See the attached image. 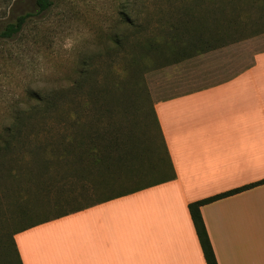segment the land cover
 Listing matches in <instances>:
<instances>
[{
  "label": "rangeland",
  "instance_id": "1",
  "mask_svg": "<svg viewBox=\"0 0 264 264\" xmlns=\"http://www.w3.org/2000/svg\"><path fill=\"white\" fill-rule=\"evenodd\" d=\"M180 3L183 1L52 0L49 9L34 13L12 37L0 38V121L6 120L13 104L20 108L27 106V88L43 89L51 93L52 88L66 90L65 88L72 87L77 73L84 68V57L88 55H94L91 67L94 79L85 86L91 85L100 89L114 81L121 87L105 103L110 109L109 112L101 115L88 112L80 117L82 124L78 137L65 146L70 154L64 160H55V165L47 169L40 159L42 155L49 154L38 153L33 159L35 163L31 162L28 168L22 166L19 177L14 180H1L0 264H16L13 250L8 246L13 229L26 222L21 221L17 214L20 196L24 194V190L30 192L31 197H40V201L45 198L46 193L53 200L65 197V201L62 200L64 204L59 205L58 209L67 210L75 203H69L70 199L83 201L95 194L112 195L143 181L144 158L153 156L146 149L149 146L152 151L158 140L157 136L155 138L156 127L151 114L149 115L154 99L168 97L230 76L232 71L250 64L255 52L264 50L263 8L254 6L251 0H238L223 8L218 21L213 16V6L208 3L204 8L207 12L201 20L207 23L210 31L217 28L219 22H223V28L221 34L209 35L208 32L205 38L218 46L193 58L163 67L145 59L146 68L140 73L137 67L128 66L127 70H123L127 61L122 58L121 51L111 48L107 31V28H112L117 23L118 10L124 6L122 10L136 21L146 22L147 25L149 23L147 32H150L152 22L159 15L160 9L174 8ZM28 11H36L34 0H0V28L16 14ZM106 46L109 48H105ZM80 89L60 93L57 101L64 102L63 107L66 108L67 101L84 99V82ZM64 111L47 114V118L40 116L37 120L46 118L52 125L58 122L61 125L66 119L75 118L74 114L67 115L66 109ZM96 129L103 132V138H98L99 141L104 143L115 139L122 141L124 148L120 157L116 156L117 152H112L108 158L102 160L103 163L96 166L91 164L84 153V160L88 162L84 163V167H90L84 173L86 168L83 170L79 160L76 161L75 151L80 145L79 141L84 142V145L88 143V134ZM108 131H111L109 135ZM57 133L59 132L56 131L55 136L51 137L54 143L57 142L55 137L60 134ZM45 134L48 133H37L39 136ZM104 134L107 137L104 138ZM64 142L66 141L59 142L63 144L57 143V147L53 148L55 154L64 146ZM71 167H75L77 173L71 171ZM32 171L35 172L34 180L26 181V175ZM88 177L95 180L99 188L84 197L81 185L86 183ZM107 182L112 184L106 186ZM72 189L80 192L73 195Z\"/></svg>",
  "mask_w": 264,
  "mask_h": 264
},
{
  "label": "crops",
  "instance_id": "2",
  "mask_svg": "<svg viewBox=\"0 0 264 264\" xmlns=\"http://www.w3.org/2000/svg\"><path fill=\"white\" fill-rule=\"evenodd\" d=\"M230 76L153 108L172 179L13 235L22 264H206L188 203L217 264H264V50ZM250 185V186H248Z\"/></svg>",
  "mask_w": 264,
  "mask_h": 264
},
{
  "label": "trees",
  "instance_id": "3",
  "mask_svg": "<svg viewBox=\"0 0 264 264\" xmlns=\"http://www.w3.org/2000/svg\"><path fill=\"white\" fill-rule=\"evenodd\" d=\"M182 1L183 3H180L177 7L167 10L160 9V11H158L160 12L159 15H156V21L154 20L155 23L152 22L153 24L150 27V32H147L149 23L147 25L146 22L136 21L135 18L122 10L124 6L118 10L117 23L112 27L113 29L111 27L107 28V31L110 36L109 43L112 45L111 48H113L114 51H121L122 58L127 61V66L125 65L123 70H127L128 66L137 67L138 73H140L146 68L145 59L151 63L156 62V64H160L159 67H163L188 58H193L204 51L218 46V44L213 45L208 41L205 38V34H208V32L209 35H214V33L221 34L223 22H219L220 27H218L219 23H217V28L210 31V27L207 23L201 20V17L207 12V9L204 8L206 4L211 3L213 6V16L216 20L220 21L219 17L222 16L223 8L227 5L236 3L238 0ZM34 2L36 11L16 14L0 28V38L12 37L23 28L26 21H28L34 13L47 10L52 4V0H34ZM251 2L254 6L264 9V0H251ZM194 9L197 11H192ZM262 17H264V14ZM105 48L109 47L106 46ZM92 58H94V55L84 57V68L77 73L72 87H67L65 88L66 90L52 88L51 93L43 89L35 90L33 88H27L26 93L27 99L29 100L27 106L20 108L13 104L10 109L11 113L6 120L0 121V185L2 184L1 180H14L19 177L22 166H27L28 168L31 162L35 163L36 161L33 160L35 154H49L42 155L43 157L40 159V161L43 162V166L47 169L55 165V160H64L70 154L69 149H66L65 146L72 143L73 140L75 141L76 137H78V130L82 124L80 117L88 112L93 113V115H101L105 112H109L110 109L105 103L107 104L112 99L113 93L118 92L121 87L115 84L114 81H112L110 85H104V87L100 89L91 85L85 86L86 83L89 84V81L94 79V72L91 70ZM83 82L84 99L80 101H67L68 104L66 108H64V102L57 101V95L60 93H70L71 90H79ZM65 109L67 115L74 114L75 118L71 120L66 119L61 122V125L60 122L56 125H52L45 120L47 118L46 116H48L47 114H52L60 110L64 111ZM150 114L153 124L156 127L155 138L157 136L158 140L157 142L155 141L156 143L154 142L155 144L152 147V151L149 146L146 149L150 156L153 154V156H151L153 160L150 157L144 158L143 167L145 176L143 181L136 182L131 185V187H126L124 191L112 195L96 196L95 194L83 199V201H78L77 198L70 199L69 203L72 201L75 203L71 209L67 210L58 209V207H60L59 205L63 203L62 200L65 201V197L53 200L49 193H46L45 198L40 201V197L38 199L35 196L31 197L32 194L24 190V194L20 196L17 214L18 217L21 218V221L24 220L26 222L13 229L10 234L11 240L8 246L9 249L13 250L16 264L22 263L13 238L15 233L52 218L81 210L103 200L174 178V168L159 127L153 104L150 108L149 115ZM40 116L46 118L37 120ZM56 131L60 134L57 133L59 136L55 137L57 142L54 143L51 137L55 136ZM40 132H46L48 134L42 136L37 135V133ZM108 132L107 135L111 133V131ZM107 135L104 134V138L105 136L107 137ZM100 137L103 138V132L96 129L91 134H88V143L84 145V142L82 143L79 141L80 145L77 146L78 149L76 148L74 156L76 161L79 160L78 163L83 167L84 163L87 162L86 159L84 160V153H86V156H88L93 166L103 163L102 160L108 158L112 152H117L116 156L118 157L121 156L122 148H124V143L122 141L114 139L102 143L103 141H99L98 139ZM64 140L66 141L64 142V146L58 149L55 154V149L53 150V148L57 147V143ZM52 155L55 156L52 157ZM88 169H90L89 166L84 167V173L85 171L88 172ZM72 170L77 173L75 167L72 168L71 171ZM34 176L35 172L32 171L26 175L25 180H34ZM86 180L88 182L86 181V183L84 182V184L82 183L81 185V193L84 194V197L90 194V192L94 193L93 190L99 188L95 180H90L89 177ZM111 184L112 182H107L106 186H110ZM237 190L239 189L188 203V210L206 264H217V261L200 213V206L220 196L236 192ZM71 192H74L73 195H78L77 193L80 191L72 189ZM49 205H51V207H45Z\"/></svg>",
  "mask_w": 264,
  "mask_h": 264
}]
</instances>
